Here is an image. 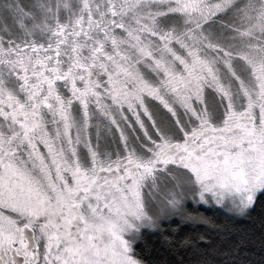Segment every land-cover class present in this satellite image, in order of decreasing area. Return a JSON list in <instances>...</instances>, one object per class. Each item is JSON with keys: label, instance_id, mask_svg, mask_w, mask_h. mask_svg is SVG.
<instances>
[{"label": "snow or ice", "instance_id": "6c2138e0", "mask_svg": "<svg viewBox=\"0 0 264 264\" xmlns=\"http://www.w3.org/2000/svg\"><path fill=\"white\" fill-rule=\"evenodd\" d=\"M258 196L264 0H0V264H145L189 199Z\"/></svg>", "mask_w": 264, "mask_h": 264}, {"label": "trees", "instance_id": "16d2710c", "mask_svg": "<svg viewBox=\"0 0 264 264\" xmlns=\"http://www.w3.org/2000/svg\"><path fill=\"white\" fill-rule=\"evenodd\" d=\"M135 251L145 264H264V196L244 214L189 204L143 232Z\"/></svg>", "mask_w": 264, "mask_h": 264}, {"label": "flooded vegetation", "instance_id": "af4514ba", "mask_svg": "<svg viewBox=\"0 0 264 264\" xmlns=\"http://www.w3.org/2000/svg\"><path fill=\"white\" fill-rule=\"evenodd\" d=\"M28 5H30L29 3H27ZM25 4V5H27ZM12 21L9 20L8 23H11ZM212 100H211V97H209V103H211ZM152 106H153V110L155 111L156 108L158 107L159 108V115L160 116H170V114L167 113V110L166 109H163V106L162 105H159V102L158 101H152ZM181 112L183 111L182 109L180 110ZM146 119V118H145ZM99 123V121L96 119V118H93L91 124H92V127H91V139H92V143L93 145H95L97 143V139H96V133H97V128H96V124ZM150 124V122H149ZM124 125H122L123 127ZM103 128V125L101 126ZM113 131H115V129H113ZM142 135V133H141ZM119 137V133H116V138L118 139ZM111 137H107V140L110 141ZM99 144H100V149L101 151H104L106 150L105 148V145H106V139L104 136L101 137L100 141H99ZM83 148V146H81ZM86 151V149H84Z\"/></svg>", "mask_w": 264, "mask_h": 264}, {"label": "rangeland", "instance_id": "374dc122", "mask_svg": "<svg viewBox=\"0 0 264 264\" xmlns=\"http://www.w3.org/2000/svg\"><path fill=\"white\" fill-rule=\"evenodd\" d=\"M34 2V0H19V3H21L22 5H25V4H27V3H29V4H31V3H33ZM28 5V4H27ZM9 22V21H8ZM145 192H147V189H145ZM189 204H191V205H193V204H195V205H201V206H203V207H205V208H216V209H220V210H223V211H226V212H229V213H233V214H244V213H240V212H236V211H231L229 208H226V207H222V206H220V205H217V204H215L214 202H210V203H207V204H196V203H193L190 199L186 202V206H185V209L188 207V205ZM251 208V207H250ZM249 208V209H250ZM248 209V210H249ZM247 210V211H248ZM182 215H174V216H170V217H168V218H166V219H163L161 222H160V224L162 223V222H165V221H167V220H170V219H172V218H178V217H181ZM159 224V225H160ZM155 229H157V228H155ZM155 229H143L142 230V233L143 232H151V231H154ZM138 240H139V238H138ZM138 240H137V242H138ZM136 242V243H137Z\"/></svg>", "mask_w": 264, "mask_h": 264}]
</instances>
